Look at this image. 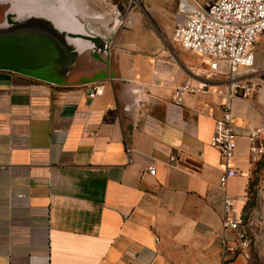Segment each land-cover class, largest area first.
<instances>
[{
  "label": "crops",
  "instance_id": "0c3cea01",
  "mask_svg": "<svg viewBox=\"0 0 264 264\" xmlns=\"http://www.w3.org/2000/svg\"><path fill=\"white\" fill-rule=\"evenodd\" d=\"M138 24L95 34L108 50L87 48L66 66L51 57L41 70L0 67V264H258L222 225L225 163L209 145L222 77L174 104L175 87L202 79L208 63ZM257 68L255 92L232 100L236 198L253 167L246 132L264 129ZM94 82L103 93L88 97ZM259 193L264 201V179Z\"/></svg>",
  "mask_w": 264,
  "mask_h": 264
},
{
  "label": "built area",
  "instance_id": "2783aa9c",
  "mask_svg": "<svg viewBox=\"0 0 264 264\" xmlns=\"http://www.w3.org/2000/svg\"><path fill=\"white\" fill-rule=\"evenodd\" d=\"M177 8L183 19L176 24L172 40L206 60L208 69L199 72L203 76L199 81L187 79L176 86L173 103L180 105L186 95L206 92L211 76L222 77L225 87L222 115L214 120L209 145L221 154L225 163L217 183L223 229L231 231L242 247H248L250 239L242 212L247 192L238 198L227 192L229 178L239 173L229 165L238 135L232 100L251 96L257 88V83L248 75L258 71L256 46L264 42V0H178ZM83 90L88 97H94L103 93V85L94 82L85 85ZM246 138L251 159L256 161L264 154V129L249 128ZM175 162V157L170 156V166L175 167ZM146 172L154 176L155 166H147Z\"/></svg>",
  "mask_w": 264,
  "mask_h": 264
},
{
  "label": "water",
  "instance_id": "95a60500",
  "mask_svg": "<svg viewBox=\"0 0 264 264\" xmlns=\"http://www.w3.org/2000/svg\"><path fill=\"white\" fill-rule=\"evenodd\" d=\"M38 4L21 11L11 5L3 11L0 67L41 70L52 62L49 57L73 62L87 48L108 50L109 42L87 32L70 11L56 9L52 0Z\"/></svg>",
  "mask_w": 264,
  "mask_h": 264
},
{
  "label": "rangeland",
  "instance_id": "374dc122",
  "mask_svg": "<svg viewBox=\"0 0 264 264\" xmlns=\"http://www.w3.org/2000/svg\"><path fill=\"white\" fill-rule=\"evenodd\" d=\"M2 1L3 3L0 1V13L14 0ZM53 2L74 13L78 20L83 23L85 30L94 35L104 34L110 36L118 28L126 25L130 26V20L134 17L140 21L138 28L140 25V27L157 31L168 42L179 46L172 40L176 20L181 16L177 8L178 0H53ZM3 4L5 5L3 6ZM256 51L259 54V59L256 62L257 66L259 61L264 63V42L256 46ZM48 59H51V57ZM57 60L64 66L71 63L64 59ZM198 60L199 63L204 62ZM252 163L247 201L243 212L250 239L249 246L251 245L252 250L257 251L256 254H260L258 264H264V239H261L258 244L253 243L251 240L254 238V233L250 231V228L255 229L258 225L261 228L257 227L256 230L260 231V235H264V201L259 193L261 180L264 179V154L258 160H252Z\"/></svg>",
  "mask_w": 264,
  "mask_h": 264
},
{
  "label": "bare ground",
  "instance_id": "6f19581e",
  "mask_svg": "<svg viewBox=\"0 0 264 264\" xmlns=\"http://www.w3.org/2000/svg\"><path fill=\"white\" fill-rule=\"evenodd\" d=\"M2 3L3 1L0 0ZM45 0H14L12 2H10L9 6H13L15 9H17L18 11H21L22 9H27V6H30V5H42V2H44ZM53 1V0H52ZM8 3V2H7ZM60 4V3H59ZM5 4H3L4 6ZM64 5V4H63ZM56 9H63L64 11H67L69 12L70 10L66 9L65 7L63 6H60L58 4H56ZM6 7V6H5ZM4 8V7H3ZM1 9V8H0Z\"/></svg>",
  "mask_w": 264,
  "mask_h": 264
},
{
  "label": "trees",
  "instance_id": "16d2710c",
  "mask_svg": "<svg viewBox=\"0 0 264 264\" xmlns=\"http://www.w3.org/2000/svg\"><path fill=\"white\" fill-rule=\"evenodd\" d=\"M243 208H244V207H243ZM242 212H243V209H242ZM243 215H245L244 212H243ZM244 218H245V216H244Z\"/></svg>",
  "mask_w": 264,
  "mask_h": 264
},
{
  "label": "flooded vegetation",
  "instance_id": "af4514ba",
  "mask_svg": "<svg viewBox=\"0 0 264 264\" xmlns=\"http://www.w3.org/2000/svg\"><path fill=\"white\" fill-rule=\"evenodd\" d=\"M2 13H3V11H2ZM2 13H0V16L2 15ZM63 69V68H62Z\"/></svg>",
  "mask_w": 264,
  "mask_h": 264
}]
</instances>
